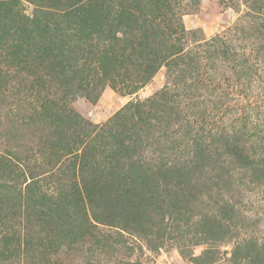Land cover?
I'll return each instance as SVG.
<instances>
[{"label": "rangeland", "instance_id": "374dc122", "mask_svg": "<svg viewBox=\"0 0 264 264\" xmlns=\"http://www.w3.org/2000/svg\"><path fill=\"white\" fill-rule=\"evenodd\" d=\"M6 1L29 17L38 4ZM166 2L155 9L156 25L139 27L131 17L117 26L109 12L93 31L62 27L69 37L62 68L33 44L11 59L0 52V264L81 259L66 258L81 251L69 252L56 240L52 222L39 221L27 232L24 214L8 211L12 163L22 172L15 185L21 192L31 180L45 179L31 189L63 196L86 161L128 174L130 161L189 155L200 140L209 143L230 126L257 153L249 155L245 175L234 166V226L201 220L216 215L202 204L182 208L179 220H140L154 223L153 231L163 227L160 237L118 223L113 229L126 244L113 238L111 264H264V0ZM143 35L163 44L152 74L144 69ZM64 77H73L67 86L59 82Z\"/></svg>", "mask_w": 264, "mask_h": 264}, {"label": "trees", "instance_id": "16d2710c", "mask_svg": "<svg viewBox=\"0 0 264 264\" xmlns=\"http://www.w3.org/2000/svg\"><path fill=\"white\" fill-rule=\"evenodd\" d=\"M166 1L173 0H118L115 6L110 0H38L33 17H29L11 9L12 5L6 0H0V52L11 59L24 46L33 44L41 51V56H47L56 67L62 68L69 52L64 40L69 37L67 33H61L62 27L78 28L79 32L93 31L101 24L102 16L109 12L115 16L117 26L131 17L139 21V27L146 26V23L156 25L154 22L160 15H156L155 9ZM147 7L149 11L151 7L152 12L147 11ZM143 37L149 49L144 69L147 74H152L160 62L163 44L158 47V43L156 47L148 41V36ZM13 39L18 42L10 43ZM9 43L12 48L7 47ZM68 57L72 59L70 55ZM72 79L64 77L59 82L67 86ZM245 137L232 126L223 127L211 142L200 140L196 143L189 155L183 154L171 161H130L126 164L127 170L134 171L128 174L97 169L86 161L78 168V179L69 184V190L63 196L31 189V184L45 179L31 180L21 192L15 185L22 172L12 163L7 177L14 186L12 192L15 196L9 199V195L5 196L10 203L8 211L13 213L11 215L24 214L27 232L39 221L52 222L55 239H63L69 252L81 251L72 257L66 255L73 261L81 258L78 264H111L112 253L117 249L112 245L113 238L117 237L119 242L126 244L124 235L113 229L118 223H122L123 230L139 226L143 233L156 232L160 237L164 233L163 227L153 231L154 223L143 224L140 220H166V216L168 220H179L180 210L193 205L213 206L216 215L205 214L201 220H223L227 224L225 227H233L236 212L231 203L234 166L241 168L245 175L249 155L257 154ZM152 167L156 171H152ZM83 169L88 173L84 174ZM203 195H206L205 200ZM89 207L96 211H88ZM122 218L126 220H120ZM212 222L217 227L222 226L220 222ZM27 232L25 242L29 240ZM150 243L148 241V247L154 249ZM125 244L130 250L131 247ZM59 245L62 244L57 243L55 247L60 248ZM60 260L63 259L58 257L52 264H61ZM122 264L133 263L126 261Z\"/></svg>", "mask_w": 264, "mask_h": 264}]
</instances>
